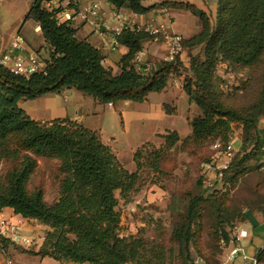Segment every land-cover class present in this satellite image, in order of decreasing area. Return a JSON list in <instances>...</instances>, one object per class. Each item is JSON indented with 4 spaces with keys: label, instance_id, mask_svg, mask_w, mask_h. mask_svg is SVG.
I'll list each match as a JSON object with an SVG mask.
<instances>
[{
    "label": "trees",
    "instance_id": "trees-1",
    "mask_svg": "<svg viewBox=\"0 0 264 264\" xmlns=\"http://www.w3.org/2000/svg\"><path fill=\"white\" fill-rule=\"evenodd\" d=\"M46 1L49 0H35L24 20L41 28L50 51V59L46 60L48 74L26 78L0 65V164L6 160L14 165L6 175L0 169V213L9 208L16 216L49 229L39 253L25 251L31 255L74 264H154L146 258L141 239L121 235L117 194L129 201L140 179L138 172H129L121 164L99 132L67 118L36 121L20 108V103L59 95L68 88L103 105L143 103L150 94L163 92L171 77L180 74L181 55L151 70L138 71L135 58L154 36L145 30L127 28L118 42L128 53L120 62V74L114 75L103 65L102 53L89 42L79 40L70 23H59L55 13L44 6ZM107 1L137 15L166 8L187 11L199 18L201 32L184 41V52L203 48L205 55L204 60L191 59L195 82L184 88L202 111V116L191 122V138L195 142L212 140L211 155L205 161L210 163L217 156L214 144L219 141L226 146L230 141L231 124L244 126V140L225 172L227 183L248 174V164L253 160L264 162V138L258 130L264 116V75L256 103L244 111L226 106L212 84L221 64L236 68L264 65V0H218L216 20L191 3L167 1L146 8L145 0ZM163 138L171 148L179 135L173 132ZM40 158L60 164V197L52 206L45 201L43 187H30L40 168ZM201 182L202 178L198 181L202 188ZM201 204L198 197L191 199L185 221L173 232L187 262L198 233ZM245 218L250 220L249 214ZM230 222L220 223V240L227 243L233 227L239 226L224 228ZM1 244L4 249L14 245L9 239H2ZM256 255L262 261L263 252Z\"/></svg>",
    "mask_w": 264,
    "mask_h": 264
},
{
    "label": "rangeland",
    "instance_id": "rangeland-1",
    "mask_svg": "<svg viewBox=\"0 0 264 264\" xmlns=\"http://www.w3.org/2000/svg\"><path fill=\"white\" fill-rule=\"evenodd\" d=\"M34 1L0 0V35L10 37L20 30L35 48L34 52L49 60L50 53L45 48L43 37L34 32L32 21L24 20L26 10L30 9ZM6 49L0 51V57ZM109 57L114 63L113 74L119 75L121 52L110 54ZM192 58L204 60L203 48L187 52L180 74L171 77L163 92L152 93L149 102H120L115 105L113 113L111 108L82 94L90 102L77 100V110L86 112L89 118L87 126L100 130L102 140L109 144L121 164L129 172H138L140 176L129 201L122 200L117 194V211L121 220V235L141 239L148 260L154 264H224L225 249L219 230L222 221L230 220L224 228L239 225L246 229L250 234L245 245L247 253L253 256L263 252L264 264V162H250L248 166L251 171L238 181L227 183L224 176L223 184L213 192L203 191L198 186L203 175V165L211 155L212 140L195 142L191 138V122L202 116L200 108L184 91L188 83L195 82L190 66ZM263 75L264 65L236 68L221 64L212 84L226 106L244 111L256 103L262 89ZM193 89L196 86L193 85ZM30 106L34 110H30ZM74 107V103L69 105L73 114L76 111ZM20 108L33 119L50 116L46 115L48 112L42 101L38 102L37 99L21 102ZM94 108L100 110L99 116L94 113L90 115ZM258 130L264 138V116L259 120ZM173 132L178 133L179 140L174 147L169 148L163 137ZM230 139L236 140L239 150L244 140L242 124H231ZM137 152L139 154L135 158ZM38 164L40 168L30 187H43L45 201L52 206L60 197V164L57 160L42 158L38 159ZM13 166L11 161L3 160L0 164L2 174L6 175ZM195 197L202 204L196 227L198 233L191 244L187 262L173 232L176 226L185 221L188 204ZM246 214H249L250 220L245 218ZM28 227L38 228L32 229L35 234L39 233L35 236V243L46 237L49 230L38 222H29ZM35 247L33 245L28 250L33 252ZM14 250L27 255L26 264H57L54 260L42 263V256L31 255L16 245Z\"/></svg>",
    "mask_w": 264,
    "mask_h": 264
},
{
    "label": "crops",
    "instance_id": "crops-1",
    "mask_svg": "<svg viewBox=\"0 0 264 264\" xmlns=\"http://www.w3.org/2000/svg\"><path fill=\"white\" fill-rule=\"evenodd\" d=\"M178 2V3H191L193 5H196L199 9L207 12L208 14H211L216 20V12L218 9V0H145L143 2V5L146 8H152L155 5H159L163 2ZM47 3L44 5H52L54 9H57L59 7H65L66 4L62 0H49L46 1ZM93 2H99L101 4V10L99 12V17L95 19V23L100 24L101 27L98 28L92 24H85L81 20H77L76 23L72 24V27L77 30V38L81 41H87L91 45H93L95 48H97L103 55L104 61L103 65L107 69H113V61L110 59L109 55L121 52V57L123 58L127 53L128 49L124 46H121L118 44L115 46V50L112 51L111 47L114 45V42L116 41V36L114 34V30L118 29L119 27L123 29L131 28L135 29L138 28L140 30H147V29H159L161 28L163 32L166 35H180L183 37L184 41H187L197 34L201 32V23L199 18L191 14L187 11H179L174 9H166V8H156L154 10H151L145 15H137L134 14L130 9L128 8H122L117 9L114 6H112L107 0H80V10H83L86 8L89 4ZM29 10H26L28 13ZM25 18V17H24ZM33 22V21H32ZM34 24V32L40 36H42L41 28L33 22ZM108 26L111 28V31H108L104 28V26ZM88 28V29H87ZM38 29V30H37ZM88 30V31H87ZM16 37H21L26 46L28 52H34L35 48L32 46V44L26 39V37L23 35V33L18 30L14 34H12L10 37H6L3 35H0V51H3L4 49L8 48L16 39ZM43 37V36H42ZM44 39V38H43ZM45 41V40H44ZM45 48L50 53L49 49L47 48V45L45 43ZM187 54V52H184L180 58L184 61V56ZM140 58L137 60L135 58L134 65L135 68L138 71H148L153 68H156L160 63L162 62H171L173 61L171 58V50L168 43L164 40L155 41L151 40L144 44L143 51L140 52ZM138 57V56H136ZM121 58V59H122ZM83 93L77 91L76 89L68 90L66 89L64 92H62L59 95H47L43 96L37 99V101H42V104L45 105L47 112L46 115L50 114L49 118H45L44 116H40L37 118H34V120L39 122H46L49 120L46 119H70L72 121H77L78 123L87 126V123L89 121V118L86 114V112H80L77 110L78 106H76L77 100H85L87 102H90L89 99H86V97H83ZM151 94L148 96L147 100L145 102L150 101ZM71 103H74L76 110L73 113H71L69 109V105ZM62 106V107H61ZM108 108H111L113 113H115V106L110 107L109 105H106ZM99 108V107H98ZM30 110H34L33 106H30ZM94 112H90V115L94 113L95 115L99 116L100 110L96 108L93 109ZM51 117V118H50ZM32 118V117H31ZM33 119V118H32ZM114 121V119H113ZM95 127V126H94ZM93 131L99 132V129H92ZM100 133V132H99ZM105 144L109 145L107 142H104ZM0 218H5L9 220H16L21 217L16 216L14 214V211L12 209L6 208L0 213ZM26 221V226L23 229L22 234L30 237L32 239H37L35 236H37L39 233H34L33 230H38V228H29L28 223L29 222H36V221ZM43 226V225H41ZM44 228H47L44 226ZM26 233H30L32 236H28ZM44 237L39 239V241L36 242V247L34 248V253H39V251L42 249L44 245ZM17 247H21L16 245ZM24 251H30L29 248L22 247ZM5 252L14 260V264H26L25 257L27 256L25 253H19L14 250V245H10L8 249H5ZM39 257V256H37ZM48 260H54L50 257H43L42 263L48 261ZM56 261V260H54ZM4 258L2 254L0 253V264H3ZM57 264H74L72 262H59L56 261Z\"/></svg>",
    "mask_w": 264,
    "mask_h": 264
},
{
    "label": "built area",
    "instance_id": "built-area-1",
    "mask_svg": "<svg viewBox=\"0 0 264 264\" xmlns=\"http://www.w3.org/2000/svg\"><path fill=\"white\" fill-rule=\"evenodd\" d=\"M66 6L59 7L56 11L52 5H46V8L55 13L59 23H76L81 20L85 24H92L98 28L100 24L95 23V19L99 17L101 4L93 2L83 10H80V0H62ZM108 31L111 28L104 26ZM38 30V29H37ZM123 28L119 27L114 30L116 41L111 47L115 50V46L119 44L118 37L122 34ZM154 36L155 41L164 40L168 43L171 50L172 60L175 57L184 53V39L180 35H166L161 28L145 30ZM27 46L21 37H16L15 41L3 52L0 57V65L10 70L17 76L30 78L34 75L48 74V63L45 59L40 57L36 52H28ZM140 54V53H139ZM137 55V60L140 55ZM113 107V104H109ZM213 149L217 151L216 159L210 163H204L201 186L203 191L213 192L217 190L224 182L225 172L228 170L235 153L238 151L236 147V140L230 139L226 146L221 142H216ZM26 221L22 218L16 220H9L0 218V253L4 258L3 264H14L12 258L5 252L1 241L2 239H9L14 245L25 248H31L36 245L35 239L27 237L22 234ZM250 237L249 232L241 226L233 227L230 235V242L227 243L222 240V245L225 249L224 264H262V261L255 254L249 255L246 251V243ZM45 241V237L43 238ZM264 251V249H263ZM240 261L239 263H237Z\"/></svg>",
    "mask_w": 264,
    "mask_h": 264
},
{
    "label": "water",
    "instance_id": "water-1",
    "mask_svg": "<svg viewBox=\"0 0 264 264\" xmlns=\"http://www.w3.org/2000/svg\"><path fill=\"white\" fill-rule=\"evenodd\" d=\"M68 90H71V88H68Z\"/></svg>",
    "mask_w": 264,
    "mask_h": 264
}]
</instances>
